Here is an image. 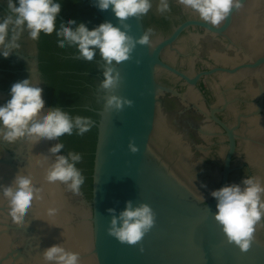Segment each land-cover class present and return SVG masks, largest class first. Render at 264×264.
<instances>
[{"label":"clouds","instance_id":"1","mask_svg":"<svg viewBox=\"0 0 264 264\" xmlns=\"http://www.w3.org/2000/svg\"><path fill=\"white\" fill-rule=\"evenodd\" d=\"M78 2V0H73ZM185 9L198 13L200 20L212 27L224 23L234 9H239L241 0H177ZM18 4V6H17ZM95 6L105 11L111 8L119 25L105 21L89 28L86 23L69 18L56 27V17L61 9V0H9L10 14L0 19V56L8 58L13 50L19 49L18 40L27 32L33 41L41 33L57 36L61 48L75 47L77 59L92 61L99 53L102 66L101 90L115 89L121 75L116 66L127 61L137 44L150 46L152 30L134 39L129 35V18H141L148 14L152 0H95ZM157 11H170L169 0H159ZM76 25L75 28L72 26ZM11 33V36H10ZM43 87L30 77L12 84L9 97L0 104V142L15 144L19 140L38 143L41 140L58 141L60 137L89 132L93 121L84 116H71L60 106L45 108ZM132 101L118 95H109L105 101L107 110H121ZM129 150L136 153L138 148L129 142ZM64 144L57 142L48 150L55 156L46 172L48 183L60 182L73 193H79L85 177L76 167L82 156L76 152L61 154ZM206 187V185H203ZM40 189L32 182L28 173H18L7 185H0V196L7 200L9 216L13 223L20 225L32 208ZM215 198L214 219L221 226L229 243H234L241 251L249 250L254 240L256 226L264 220V179L258 176L243 177L240 183H231L212 190ZM111 219L108 234L120 243L135 245L155 224V213L147 203L134 206L132 200L125 201V207L117 214L116 208L107 209ZM56 209L49 208L53 216ZM143 251V249H141ZM41 264H80L78 253L65 249L60 243L47 247L42 253Z\"/></svg>","mask_w":264,"mask_h":264}]
</instances>
